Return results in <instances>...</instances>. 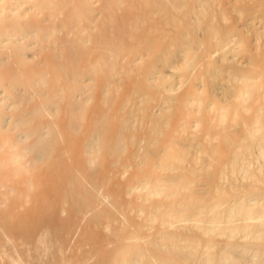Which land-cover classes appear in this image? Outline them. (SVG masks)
I'll use <instances>...</instances> for the list:
<instances>
[{"label":"bare ground","instance_id":"1","mask_svg":"<svg viewBox=\"0 0 264 264\" xmlns=\"http://www.w3.org/2000/svg\"><path fill=\"white\" fill-rule=\"evenodd\" d=\"M0 264H264V0H0Z\"/></svg>","mask_w":264,"mask_h":264}]
</instances>
